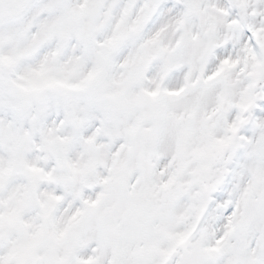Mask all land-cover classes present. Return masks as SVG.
<instances>
[{"label": "snow or ice", "instance_id": "obj_1", "mask_svg": "<svg viewBox=\"0 0 264 264\" xmlns=\"http://www.w3.org/2000/svg\"><path fill=\"white\" fill-rule=\"evenodd\" d=\"M0 264H264V0H0Z\"/></svg>", "mask_w": 264, "mask_h": 264}]
</instances>
